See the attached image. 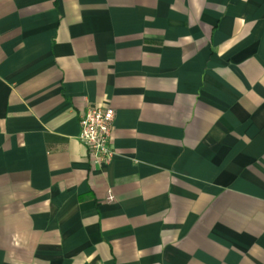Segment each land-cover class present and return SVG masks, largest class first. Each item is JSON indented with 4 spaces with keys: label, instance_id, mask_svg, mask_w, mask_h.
<instances>
[{
    "label": "crops",
    "instance_id": "0c3cea01",
    "mask_svg": "<svg viewBox=\"0 0 264 264\" xmlns=\"http://www.w3.org/2000/svg\"><path fill=\"white\" fill-rule=\"evenodd\" d=\"M0 264H264V0H0Z\"/></svg>",
    "mask_w": 264,
    "mask_h": 264
},
{
    "label": "built area",
    "instance_id": "2783aa9c",
    "mask_svg": "<svg viewBox=\"0 0 264 264\" xmlns=\"http://www.w3.org/2000/svg\"><path fill=\"white\" fill-rule=\"evenodd\" d=\"M114 118L115 113L111 108L88 106L79 119L78 140L87 149L94 164L108 165L112 161Z\"/></svg>",
    "mask_w": 264,
    "mask_h": 264
}]
</instances>
